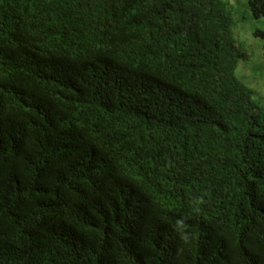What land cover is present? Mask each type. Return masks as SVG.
<instances>
[{"label":"trees","instance_id":"trees-1","mask_svg":"<svg viewBox=\"0 0 264 264\" xmlns=\"http://www.w3.org/2000/svg\"><path fill=\"white\" fill-rule=\"evenodd\" d=\"M235 2L0 0V264H264Z\"/></svg>","mask_w":264,"mask_h":264},{"label":"rangeland","instance_id":"rangeland-1","mask_svg":"<svg viewBox=\"0 0 264 264\" xmlns=\"http://www.w3.org/2000/svg\"><path fill=\"white\" fill-rule=\"evenodd\" d=\"M223 1L226 2L227 0ZM235 1L236 5L231 11L235 23V32L244 48L248 50L246 58L238 62L235 74L255 91V97L259 98L264 105L263 42L260 37L253 35L254 30H264V18L255 19L250 15L247 7L248 0Z\"/></svg>","mask_w":264,"mask_h":264},{"label":"clouds","instance_id":"clouds-1","mask_svg":"<svg viewBox=\"0 0 264 264\" xmlns=\"http://www.w3.org/2000/svg\"><path fill=\"white\" fill-rule=\"evenodd\" d=\"M236 37H237V39H239L238 35H236ZM182 239H185L186 240L187 238L186 237H182Z\"/></svg>","mask_w":264,"mask_h":264}]
</instances>
